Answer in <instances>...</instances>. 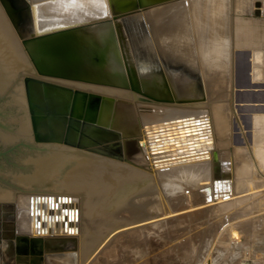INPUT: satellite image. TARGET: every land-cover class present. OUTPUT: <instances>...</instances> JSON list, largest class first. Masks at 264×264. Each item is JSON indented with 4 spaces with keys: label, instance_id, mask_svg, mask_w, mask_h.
I'll list each match as a JSON object with an SVG mask.
<instances>
[{
    "label": "bare ground",
    "instance_id": "1",
    "mask_svg": "<svg viewBox=\"0 0 264 264\" xmlns=\"http://www.w3.org/2000/svg\"><path fill=\"white\" fill-rule=\"evenodd\" d=\"M111 1L115 2L114 0ZM120 1L122 2V0H116L115 4L120 5L122 9L129 7L131 4L134 8L116 15L111 10L109 0H78L76 6H73L70 0H11V3L19 6V19L21 16L25 17V15L30 17L32 30L36 28V19L46 20L41 22L42 26L91 20L96 22L88 24L92 27L105 26L100 33L89 27L88 31L96 36L106 32L113 33L112 25L117 22L121 23L124 28L122 32L124 38L126 36V41L123 49L118 45V41L116 44L122 53L123 51L125 52L130 64V72L134 77L137 76L135 72L136 62L131 60L130 54L133 56V52L138 49L141 55H144V58L147 59V64H149L153 72L160 71L162 75H169L177 80L178 93H180L178 96L191 97L190 99L196 98L198 89L196 86L194 88L189 84L186 85L185 80L188 79L190 81L191 78L193 79L195 75H198L199 80L202 82V86L199 85V87L201 86L200 89L202 88L204 92L205 102L196 103L195 105L194 103L191 105H171L155 101L134 103L129 98H121L126 93L132 99L137 98V95L132 91L122 92V90H127L128 88L104 85L97 87L94 85L98 84L78 82L73 79L54 78L53 80L58 85L67 86L71 90L72 97L77 90L88 92L89 97L85 98V95L77 91L79 94L76 96L75 103V105H78L75 113L76 117H81L83 112L87 116L95 111L96 122L91 121L89 118L88 120L99 124L95 126L118 136L121 156L114 157L120 162V164H117V170L119 171H116V177L122 179L121 190L123 189L122 187L125 188L127 186L126 191L119 192L121 194H119V199L117 195L109 197V199L106 197L108 194L101 195L102 190L113 185V182L108 181L110 176H108L106 162L104 160H95L97 158L91 155L108 158H112V155L100 154L95 151L94 147H78L57 142H39L33 145V149L40 153H30L24 158L31 165L32 170L29 169L30 172L28 174H21L16 178H18V181L22 179V182H26L24 184H32L39 187L48 186L52 190L55 189V191L40 192L41 190H35L22 192L24 195H11L9 192H0V200L7 197L12 198L13 204L11 206L14 209L13 227H9L12 225L7 222L3 224V221L0 226V239L2 240H0V264L5 262L2 258L3 251L5 252L2 247L4 242L8 244L7 250H9V253L14 255L15 245L21 241L20 237L27 239L28 247L25 252L29 254L31 253L29 247L34 243L39 244L41 241H48V239L56 241L57 239L70 238L77 244L76 249L80 257V259L78 258L79 261L82 258L79 264H90L87 258L93 255L94 252H96L93 255L94 262L97 263L95 259H99L103 254L105 255L110 244L107 243L109 237L106 239L107 236L104 235L106 234L105 230H103L104 233L97 232L98 234L93 236L91 233V221L94 220L95 216H108L110 220L113 218V210L111 211L108 207L109 211L107 212L104 207L119 204L120 209H123V211L127 209L125 212L133 215L128 222H124L121 225L115 222L112 223L111 227H108L115 230V236L112 237L113 242L117 239L119 240V237L121 240L124 235L133 242L134 240L137 241L138 238L140 240L143 236L144 238L145 236L147 237L153 230L150 228L155 226L158 227L159 231L164 229V226L170 225L178 226L179 228L180 221L190 218L189 212L191 210L194 212L193 207H197V209L209 207L214 210L225 206V210H229L230 207L236 210L239 206L238 201L245 198V195H248L250 191L249 189V191L245 190L246 186V188L244 186H235L238 184L236 179H239L240 175H237L239 162L242 163L247 160L244 158L245 152L248 154L250 150H254L255 155L257 154L260 157L259 162L264 170V121L263 123L259 121V118H262L264 114H254L251 126L247 127L251 131L250 135L253 136L251 137V142L247 139L248 131L245 126L248 125L246 124L247 122L244 124L243 119H240L239 123L236 117V108H238V103H234V98H237L236 90L230 87L232 79L233 81L237 79L236 50L233 47L234 35L230 31V0H141L142 2L139 5H136L134 0H127L128 3L122 5ZM26 3H28V9L23 10L22 8ZM256 3L258 8L261 9V3ZM30 5L34 6L31 10ZM31 17L34 20L33 23ZM6 19L0 9V89L9 85L10 80L15 79L13 76H16V74L24 73L29 68L33 69L28 56H26L27 53L26 55L23 54L17 38L13 36V29ZM125 21L130 23V30L125 28ZM106 22H112L113 24L106 25ZM23 30L20 31L22 33L28 31V29H25L24 32ZM129 31L132 33L131 36L134 40L133 46L128 42L130 39V35L128 36ZM118 55V50L115 48V58L112 57L111 61L109 60L107 63L112 67L109 70L113 73L122 71L128 75V69L126 67L122 68L121 62L118 61ZM263 58L264 52L257 51L253 53L250 60L249 76L252 69L251 64H258L257 61ZM153 59H156L157 63L153 62ZM259 68L257 75L262 77L264 66H259ZM122 69L125 70L123 71ZM135 78L137 79V77ZM184 78L186 79L184 80ZM137 81L140 84L142 79L139 77ZM142 83H145L148 87L145 88L140 84L139 88L143 91H149L150 82L142 81ZM188 87L189 90H187ZM118 91L122 94L120 97L117 96L116 92ZM17 92L15 90V96L13 95L14 105L20 111L24 108V106L19 104L24 103L22 87ZM92 92L96 95L92 94ZM236 101H238V98ZM81 102H83V112L79 113L78 108ZM20 106L22 108H19ZM225 109L227 114H225ZM222 110L223 112H221ZM18 111L17 114H14L15 124L17 125L16 132L11 135L0 131L1 143L17 139V136H21L23 131L26 133V137L30 136V125H28L26 117L20 115ZM257 123L262 126H256ZM231 124L233 126L239 125L241 128L239 127L238 129L237 126L234 128ZM79 126L82 128V125ZM234 129L238 130L242 135V142L241 139L238 141L235 138L234 133L236 131ZM71 151L76 152L78 155L71 154ZM84 151L91 155L85 154ZM222 161H224V164H218ZM170 165L172 169L180 173L182 178L184 176L182 174L183 171L190 177L195 174L198 175V172L203 174L208 171L207 175L209 176L200 178L204 179L201 182L205 181L204 185H200L205 186L206 184L209 187L208 197H205V201H200L196 205L173 209L170 207V210L167 208L168 212L165 211V208H159L160 210L156 214L150 213V210L144 211V209L149 208L151 203L154 205L153 202H149V193L155 190L156 187V181L153 180L156 168L160 171V175L163 178H159L162 181L158 189L161 193L159 196L163 195L166 197V194L170 190L172 191L173 186L178 189L176 188L178 184L174 185L173 181L167 182V177H169L167 172L170 170L168 168ZM240 166L243 168L244 165L240 164ZM154 167L156 168L154 169ZM220 172L228 178L227 187L218 191L213 197L211 181ZM211 174H214V176L211 177ZM180 185L177 186L179 191L181 190ZM262 187L264 186L258 189ZM93 189L100 191L98 192L100 194L93 193L92 195ZM254 192L256 191L254 190ZM170 193L172 194V192ZM94 194L98 196H94ZM3 204L5 203H1L0 206ZM100 207L101 209H99ZM139 209H142V212ZM214 211L216 212V210ZM141 214L145 216L141 217ZM3 219L2 216L0 222ZM89 236H92V238ZM255 236L258 242L264 241V232L261 234L260 231ZM68 242L67 246H62L63 249L70 250V248H73V243H70L71 241ZM52 244H56V242ZM258 247L260 248V246ZM50 257H52L51 254L47 255L44 261L45 264H62V261H59L58 258L53 259ZM66 257L69 258L70 256Z\"/></svg>",
    "mask_w": 264,
    "mask_h": 264
},
{
    "label": "rangeland",
    "instance_id": "2",
    "mask_svg": "<svg viewBox=\"0 0 264 264\" xmlns=\"http://www.w3.org/2000/svg\"><path fill=\"white\" fill-rule=\"evenodd\" d=\"M256 2L261 3V9L258 8V5H256L257 4ZM9 4L11 6L10 8L12 11V18L14 22L19 25L20 19L18 16L20 13V8H17V6L12 3H9ZM0 9H1V12L4 13V15L6 16L7 18L6 20L9 23L10 27L13 29V32H14L13 36L14 38H17V41L20 45V48L23 54L26 55V52L20 42V36L17 30L19 31L20 35H24L25 32L22 33L20 29H18V27H17V30H15L14 25H12L11 22L9 21L1 3H0ZM22 9L23 10L28 9V3H26V5ZM229 9H230L229 19H230V27H231L230 31L233 32V35H234L233 47H235V49H238V48H241V46H244V43H242L243 42L242 40H243V37H246V35H244L243 33V30L245 29L244 26L248 21L246 17L253 18L251 19V22H255L257 23V25H260L259 23L261 22L263 23L262 19L259 20L257 18H261V13H264V0H230ZM31 20L33 23L34 20L32 17H31ZM127 23H126L125 28L129 29L130 23L128 24ZM112 24H113L112 22H106V25H112ZM112 26H113V33L106 32L102 35H96V36L92 35L91 32L88 31L89 27L91 28L92 26L78 30L80 31V34L82 35L83 39H90L89 44L91 45V42H92L91 47L92 48L94 47L93 48L95 49L94 53L97 54V58L102 59L107 67V68L99 67L98 69L100 70L98 71H101L107 74L109 80L111 81V84H101V83H95V82H87V83L98 84V85H94L97 87L99 85H102V86L104 85V86H114L117 88H128V89L131 88L130 86L132 84L135 87H137V90L135 89L125 90L124 89L122 90V92L132 91L135 95H137V98L132 99L131 96L127 93L122 95L120 94V91L116 93H117V96L119 97L120 95H122L121 98H125V99L129 98L133 100L134 103L155 101V102H160V103L164 102V103L171 104V105H174V104L191 105L193 103L195 105L196 103H202L203 101L205 102L204 92L202 91V88L200 89V87L202 86V82L201 80H199L198 75H195V77H193V79L191 78L190 80V81H194L196 88L198 89L197 91L200 94L199 95L197 93V95L195 96L196 98L194 99H190L191 97L178 96V94H180L177 92L178 83L174 77H171L170 78L171 80H169L168 78L170 82V88H169L167 86L166 80L163 78V76H161L160 82L163 83V86H161V88L165 89V92H163L161 89L151 90L149 88L150 89L149 91L148 90L143 91L142 89H140L139 88L140 84L141 86L145 88L148 87L145 83H142V81L144 82L149 81V77L151 76H148V75L152 74L149 72L152 69L149 66V64H147V59L144 58L145 56L141 55L140 50L136 49V51L133 52V56L130 54L131 60L132 61L135 60L136 66L140 67L141 69V73L139 77L142 79V81H140V84H139L137 79L130 72V64L128 63L129 61L127 60L125 52L123 51L122 53L118 49L117 44H116V42L118 41V45H120L121 48L123 49L124 43L126 41L125 40L126 36L124 38V34L122 32L124 31L123 30L124 28L121 25V23H118V22L113 24ZM131 34L132 33L129 31L128 36L130 35L129 36L130 39L128 40V42H130V44H132L131 46H133L134 40ZM25 35H27V33ZM115 48L118 50V54H119L118 61L121 62V66H123L122 68L126 67L128 69L127 70L129 72L128 75L126 73L124 74L122 71L113 73L109 70L112 67L109 66L107 63L112 57L115 58ZM129 53H130V50H129ZM154 61L155 63H157L156 59L155 60L153 59V62ZM257 62L258 64L257 63L253 64L251 62L252 63L251 64L252 77L258 76L257 73H258V69H260L259 66L260 67L264 66V58ZM96 66L98 67V62L96 63ZM174 69H177V68H174ZM31 70L33 69L29 68L24 73L21 72L19 74H16V76H13L15 77V79L10 80L9 85H6L4 86L3 89H0V131H3L11 135H13L16 132L17 125L15 124L14 114H17L18 108L15 107L14 105L15 103L14 93H15V90L17 92V90L21 87H22V93H23L22 95H23L24 103L22 104L19 103V104L21 106H24V108L20 106L19 108H22V110L18 112H20V115H23L24 117H26L28 125H30L29 119H28L25 93H24V88H23V76L27 75L26 73H30ZM122 70L124 71L125 69H122ZM158 73H161V72L158 71ZM75 81L84 82V81H79V80H75ZM235 82L236 81H233L232 79V82L230 84V87L233 90H237L235 89ZM90 84H87V85L92 86ZM199 85L201 86L199 87ZM8 86H9V89H8ZM117 88H114V89H117ZM187 90H189V87L187 88ZM81 91L84 92V90H81ZM144 93H148L156 97H161V99L157 98L156 100L153 98H149L145 96ZM92 94H95V93L92 92ZM69 95L72 98V94L69 93ZM87 96L89 97V95ZM87 96H84V97L87 98ZM234 103L236 104L235 98H234ZM79 105H80V107L78 108L79 113H82L83 112V108H82L83 102L79 103ZM236 109H237L236 117H237L238 122L240 119H243V122L245 124L247 122L246 117L241 115L242 112L240 111V109L239 110L238 108ZM221 112H223V110ZM225 114H227L226 109H225ZM87 116L91 121L96 122V112L95 111L91 112V114ZM262 116H263L262 118L260 117L261 119L259 118V121L261 123H263L264 121V115ZM231 126L233 125L231 124ZM236 126L238 127V129L239 127L241 128V126L239 125H236ZM256 126L260 127L262 125L260 123L259 124L257 123ZM29 127L31 128V125ZM74 129H75L74 130L75 140L78 139L79 137V141H82L83 143H85L83 147H87V146L89 148L94 147L95 151L99 152L100 154L106 153V155H112V158L110 157L108 158V157H104V156L101 157V156L93 155V154L91 155L84 151L85 154H88V155H91L97 158L95 160H104L106 162V167L108 169V176H110L109 177L110 179H108V181L109 180L112 181L113 185H110L105 190H102L103 192L101 195L104 196V194H108L106 195L108 199L109 197H112V196L115 197V195H117L119 199V194L122 191L125 192L127 186H125V188L122 187L123 189L121 190L122 179L116 177L117 176L116 171H119L117 170L118 169L117 164H120V162L118 161V159L114 157L121 156L120 148L118 145L119 144L118 136H116L112 132H108L107 130L103 128H101L102 130L95 129L97 131H93L91 134L92 135L91 137L93 138L96 137L99 142L91 143L90 139L87 140L88 135L87 133H85L87 130H89V127H87V125L83 126L82 128L79 125H77ZM236 133H239V131ZM32 135L33 133L31 129L29 137H26V133L23 131L21 133V136L20 135L17 136L18 138L15 140H11L6 143L0 142V192L1 191L9 192L11 193V195H16V194L24 195V193L22 192L35 191V190H38V191L41 190L40 192H46V191L52 190V188L48 186L39 187V186L32 185V184H24L26 182H22V179L18 181V178H16L17 176L21 174L26 175L28 174V172H30L29 169H31V165L28 162H26V160L24 159L26 158V155H29L30 153H36V154L40 153L39 151L34 150L32 147L33 145L38 144V143H34ZM238 136H240L239 138L241 139V142H242L243 141L242 135L239 133ZM238 136L236 135L235 137L237 140H238ZM72 153L77 154L76 152L71 151V154ZM244 155H245L244 156L245 160L247 159L248 161L246 160L245 162H242V163L239 162V171L237 172V175L240 174L238 178L239 179L241 178V180L236 179V182H238V184H236L235 186L236 187L244 186V188L247 187L245 190L249 189L250 191L248 190L249 193L248 195H245V198L238 201L239 206L236 208V210L233 207H230L229 210H225L226 209L225 206H222L223 208H215L214 209L216 210L215 212L214 210H211L212 208H209V207L203 208V209H197V207L195 208L193 207L194 212H192L191 210V212H189V215L191 216L188 215L190 218H187V220H183L182 221L183 223L180 221L179 228L178 226L176 227V226L170 225L171 227L164 226L165 228L159 231L158 227L155 226V227L150 228V229H153L152 230L153 233L151 232V234L150 233L148 235L146 234L147 237L145 236L144 238L143 236L140 240L138 238L137 241L134 240L132 242L131 240H128V238L124 235L125 238L124 236H122L121 240L119 237V240L117 239L116 241L113 242L112 237L115 236V230L108 228V227H111L112 223H115V222H118L119 225H121L124 222H128L131 219V216L133 215L130 214L129 212H125V210L127 211V209H125L124 211L123 209H120L119 204H117L116 206L108 205L107 207H104V209H106L107 212L109 211L108 207L111 209V211L113 210V213H112V215L114 214V216H112L113 218H111L110 220L108 216H102V217L95 216L96 218L94 217L93 218L94 220L91 221L92 223L91 233L94 236L95 234H98L99 232H103V230H105L104 232H106V234L104 235L107 236L106 239L109 237V239H107L108 240L107 243L110 244V247L107 249V252L105 253V255L103 254V256L99 257V259H95L97 263L94 262V256H93L94 253L96 252H94L93 255L88 257L89 259L87 258V261H89L90 264H212V263L214 264H264V250H263L264 241L258 242V239L255 236V234L259 233L260 231H261V234L262 232H264V193H263L264 187H262L263 190L262 188L258 189L259 187L264 186V170L262 169L261 163L259 162L260 157L257 154L255 155L254 150L253 151L250 150L248 154L245 152ZM246 156H248L249 158ZM174 161L179 162L177 160H174ZM240 164H242V166L244 165L243 168H241ZM155 168L156 167H154V169ZM168 168L170 170H168L167 172L169 176L167 177L168 178L167 182L170 183L173 181L172 183H174V185L178 184L177 186L181 184L180 185L181 190L179 191L178 190L179 187L176 186V188L178 189H175L173 186L172 191L170 190L172 194L169 192L170 194L167 193L166 197L163 195L159 196L161 193L158 189L160 188L162 184V181L160 179H163V178L160 175V171H158L156 168L155 169L156 171L154 172L155 175L153 174V177H154L153 180L156 181V182L154 181L156 187H155V190H152V192L150 191L149 193V202H153L154 205H152L151 203V205H149V208H147L146 210L144 209V211L150 210V213L152 212L153 214L154 213L156 214L158 213L157 211L160 210L159 208H165V211L168 212L170 210L169 209L170 207L172 209L176 207L183 208L182 206L187 207L188 205H194V204L196 205L197 203H200V201L202 202L203 200L204 201L206 200L205 197H208L209 191L207 192L206 190H204V188L207 187L208 185L205 184V186H201V185H204L205 181L201 182L204 179L202 180L200 178H202L203 176L205 177L209 176L207 175L208 171H205L204 172L205 174L204 173L201 174L200 172H198V175L197 174L193 175L195 176L194 178L193 176L192 177L188 176L183 171L182 174L184 176L182 178L180 177L181 176L180 173H177L174 169L171 168V165ZM213 176L214 174H211V177ZM175 181L178 183H176ZM53 190L55 191V189ZM254 190L256 192H254ZM259 190H260L261 195L260 193L258 194ZM98 192L100 191L93 189L91 194L93 195V193H98ZM96 195L97 194H94V196ZM160 197H163L164 199ZM11 199L12 198L7 197L6 199L0 200V204L5 203L0 206V217L2 218L3 216L4 218L3 220H5V222L10 223L12 225L14 223V209L11 206L13 204V201ZM159 199L160 201L162 199L163 200L160 202ZM99 209H101V207ZM139 210L140 212H142V209H139ZM144 213L146 214V212ZM184 215H187V214H184ZM140 216L143 217L145 215L141 214ZM0 226H1V222H0ZM9 227H13V225ZM176 228L177 230H175ZM108 229L109 230L111 229V230L109 231ZM89 237L92 238V236H89ZM20 239L21 241L15 245V251L13 253L14 255H11L9 253V250H7L8 244H5L4 242V246L2 247H3V250H5L4 253L8 254L5 257L6 258L5 264L6 263L45 264L44 262L45 258H47V255L49 254H51L52 256L50 258H53V259L58 258L59 261H62L61 262L62 264H79L82 261V258L79 261L80 257L78 256V253H77L78 250L76 249L77 244L75 243L74 240L70 238L59 239V240L57 239L56 241H54L53 239H48V241L45 240L43 242L40 240L42 242V243L41 242L39 243L40 245L38 243L37 244L34 243L32 244L31 247H29L31 249L30 254L25 252L28 247L27 239L25 237L23 239L22 237H20ZM68 241H71L70 243H73V246H72L73 248L72 249L70 248V250L65 249V248L63 249L62 246L63 245L67 246L69 243ZM129 241H131L132 243ZM55 242L56 244H52ZM258 246H260L261 249ZM66 256H70V257L68 258Z\"/></svg>",
    "mask_w": 264,
    "mask_h": 264
},
{
    "label": "water",
    "instance_id": "3",
    "mask_svg": "<svg viewBox=\"0 0 264 264\" xmlns=\"http://www.w3.org/2000/svg\"><path fill=\"white\" fill-rule=\"evenodd\" d=\"M109 0L111 10L114 14H122L132 8V4L125 9L120 5ZM132 1V0H128ZM127 0L120 1V4L128 3ZM136 5L141 4V0H134ZM4 11L14 25L15 30H21L22 20L24 19L26 26H29L27 35H20V42L27 53L31 62L33 71L23 76V88L25 93L29 124L31 125L34 143H63L67 145L83 146L85 143L75 140L74 128L77 125L89 127L85 133L87 137L93 131L102 130L95 126L97 123L88 120V116L83 112L81 117H76L75 105L76 96L79 94L74 92L73 97L69 95L71 90L67 86L58 85L53 79H73L84 82H95L101 84H111L108 75L98 71L99 67L107 68L104 61L97 58L94 53L95 49L91 47L90 39H83L80 29L89 27L96 22L91 20L75 21L68 24H50L42 26V21L37 20L36 28L31 29L30 17L28 15L22 18L20 25L14 22L12 11L8 10L0 0ZM19 8V6H17ZM33 5H30L33 9ZM136 7V6H135ZM29 23V25H28ZM26 29V28H25ZM24 29V30H25ZM23 30V32H24ZM236 78L244 77L245 83L235 82L236 95H241L244 89L253 86L249 79L250 70V52L249 50L236 49ZM98 62V67L96 63ZM131 89L137 90V87L131 84ZM254 87V86H253ZM143 94V92H142ZM149 98L156 97L148 93H144ZM71 102V104H70ZM248 124V123H247ZM83 130V129H82ZM88 133H91L90 135ZM85 142V141H84ZM82 144V145H81ZM218 164H224V161ZM218 173L211 181V189L213 197L218 191L227 187L228 178ZM204 190L209 191V187Z\"/></svg>",
    "mask_w": 264,
    "mask_h": 264
},
{
    "label": "crops",
    "instance_id": "4",
    "mask_svg": "<svg viewBox=\"0 0 264 264\" xmlns=\"http://www.w3.org/2000/svg\"><path fill=\"white\" fill-rule=\"evenodd\" d=\"M246 18L248 21L244 26L245 29L243 30V33L244 35H246V37H243L242 40L244 46H241V48L239 49L249 50V52L251 53L250 54V60H251L254 52L257 51L264 52V13H261V18H257L259 20L260 19L263 20V23L261 22L262 24L259 23L260 25H257V23L255 22H251V19L253 18L251 17H246ZM261 76L262 77H256V76L252 77V74H250L251 80L249 79V81L250 83L253 84L254 87L250 86L248 89H244L241 95H236L238 98V101H236V103H238L237 105L238 110L241 109L240 111L243 113L241 115L245 116L248 122V125H245L246 129L247 127L249 128L251 126V119L254 118V114L256 113L264 114V74ZM245 81L246 79L244 77L236 79V82L238 83L240 82L245 83ZM233 127L235 128L236 126ZM235 131L238 132V130ZM247 131H248L247 139L249 142H251L252 141L251 137L253 136L250 135L251 131H249V129H247ZM236 132L234 133V135L238 136L239 133ZM238 140H240L239 136H238Z\"/></svg>",
    "mask_w": 264,
    "mask_h": 264
},
{
    "label": "flooded vegetation",
    "instance_id": "5",
    "mask_svg": "<svg viewBox=\"0 0 264 264\" xmlns=\"http://www.w3.org/2000/svg\"><path fill=\"white\" fill-rule=\"evenodd\" d=\"M2 2H3V4L5 5V7L10 11L11 10V6H10V4L9 3H11V0H1ZM22 16H21V18H20V22H21V20H22ZM23 22H22V24H21V31L23 30V29H29V27L28 26H26V24H25V21H24V19L22 20ZM18 25V24H17ZM20 25V24H19ZM92 30H95V31H98L99 33L101 32V31H103L104 30V27H101V26H95V27H92ZM135 72H136V74H137V76H135V77H137V79L139 78V76H140V73H141V69H140V67H135ZM150 73H153V74H151V77H149V82H150V86H149V88L151 89V90H156V89H161L163 92H165V89H163V88H161V86H163V83L162 82H160V79H161V76H163V78L166 80V82H167V86L170 88V82H169V80H171L170 78L172 77V76H169V75H165V74H161V73H158V72H153L152 70H150L149 71ZM153 75V76H152ZM150 76V75H149ZM168 78H169V80H168ZM186 78H184V80H185ZM185 83H186V85L187 84H189V85H191V87H194L195 88V84H194V82H192V81H188V79L187 80H185ZM148 88V89H149ZM149 89V90H150ZM77 91H79L81 94H84L85 96H87V95H89L88 93H86V92H81V90H77ZM177 92H179V90L177 91ZM71 104V103H70ZM77 105V104H76ZM75 111L77 112V107H75ZM89 135L91 134V133H88ZM92 135H90V138L88 137L87 138V140H91V143H94V142H99L98 140H97V138L96 137H91ZM2 221H3V224H5L6 222H5V220H1V225H2ZM5 222V223H4ZM6 255H8L7 253L5 254L4 253V251H3V254H2V258L4 259V260H6ZM2 264H5V262L4 263H2ZM6 264H10V263H6ZM20 264V263H19Z\"/></svg>",
    "mask_w": 264,
    "mask_h": 264
},
{
    "label": "snow or ice",
    "instance_id": "6",
    "mask_svg": "<svg viewBox=\"0 0 264 264\" xmlns=\"http://www.w3.org/2000/svg\"><path fill=\"white\" fill-rule=\"evenodd\" d=\"M70 3L73 5V6H76L77 3H78V0H70ZM67 214V213H66Z\"/></svg>",
    "mask_w": 264,
    "mask_h": 264
}]
</instances>
